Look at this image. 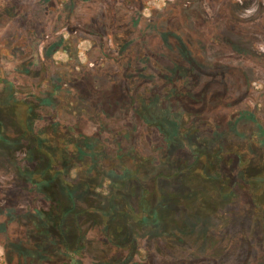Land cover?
Returning a JSON list of instances; mask_svg holds the SVG:
<instances>
[{
    "label": "rangeland",
    "instance_id": "1",
    "mask_svg": "<svg viewBox=\"0 0 264 264\" xmlns=\"http://www.w3.org/2000/svg\"><path fill=\"white\" fill-rule=\"evenodd\" d=\"M230 147L264 161V0H0L1 264H264Z\"/></svg>",
    "mask_w": 264,
    "mask_h": 264
},
{
    "label": "trees",
    "instance_id": "2",
    "mask_svg": "<svg viewBox=\"0 0 264 264\" xmlns=\"http://www.w3.org/2000/svg\"><path fill=\"white\" fill-rule=\"evenodd\" d=\"M15 105V104H14ZM5 107V106H4ZM7 107V106H6ZM219 160L221 162V160L223 161L225 160H229L230 163H233L234 165V169H235V177L242 179V181L244 182V184L246 186H248L249 188L255 185H259L261 187H264L263 183H264V161L261 162V165L257 166V168H253V171L251 170V158H247L244 156V154L240 153L239 150H237L234 147H230L228 148H222L219 149ZM179 172H176V175H178ZM136 181V180H135ZM135 191L138 192V190L135 187ZM139 193V192H138ZM138 196V195H137ZM133 199H135V196H133L130 205H127V209L129 210V216L131 217H135L138 218L140 216H143L144 214L142 213H138V211L136 210V206L133 203ZM138 200H140L138 202V206L140 209V212H144L145 214H148L149 212H151V210L153 209L154 206L156 205H152L150 200H148V198L146 197V195L143 193H141L139 195V197L137 198ZM255 200L260 199L258 196L254 197ZM108 220H110L108 218ZM53 222H59L57 221H53ZM111 236L115 237L117 240H119L118 237H116V233H114L113 231L111 232ZM74 256V255H73ZM77 256L75 255V258ZM78 262V260H77ZM79 264L80 261L78 262ZM1 264V262H0Z\"/></svg>",
    "mask_w": 264,
    "mask_h": 264
},
{
    "label": "flooded vegetation",
    "instance_id": "3",
    "mask_svg": "<svg viewBox=\"0 0 264 264\" xmlns=\"http://www.w3.org/2000/svg\"><path fill=\"white\" fill-rule=\"evenodd\" d=\"M126 44H129V43H126ZM128 65H129V66L134 65L136 69H138V70H142V68L137 64V62L135 63V61L132 60V59L129 60ZM140 73H141V71H138V72L135 71V72L132 73L133 75H131L132 77L130 76V78H131V79H134L135 77H138V76L140 75ZM122 94H124V93H121L119 96H122ZM130 101H131V103H132L133 99H130ZM130 105H132V104H130ZM130 105H128V106L130 107ZM133 105H134V104H133ZM124 106H125V105H124V103H123V104L120 105L119 108L124 109ZM108 138H109V139H112V136H109ZM63 140H64V139H63ZM77 140H78V139H77ZM77 140L74 139L73 142H77ZM116 140H117V139L115 138L114 141H116ZM64 141H65V140H64ZM110 141H111V140H110Z\"/></svg>",
    "mask_w": 264,
    "mask_h": 264
}]
</instances>
